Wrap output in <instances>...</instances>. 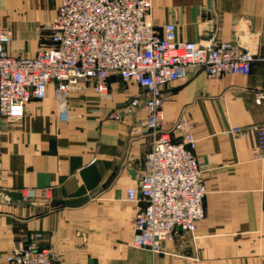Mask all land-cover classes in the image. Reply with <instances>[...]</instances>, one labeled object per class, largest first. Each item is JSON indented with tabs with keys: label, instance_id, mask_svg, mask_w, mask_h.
<instances>
[{
	"label": "crops",
	"instance_id": "1",
	"mask_svg": "<svg viewBox=\"0 0 264 264\" xmlns=\"http://www.w3.org/2000/svg\"><path fill=\"white\" fill-rule=\"evenodd\" d=\"M60 0H0V27H9L5 51L33 56L49 43ZM149 21L176 25L187 41H228L264 57V0H152ZM105 94L75 89L70 117L61 120L53 87L31 99L20 118L0 127V264L39 231L41 246L65 264H264V157L252 137L232 127L264 122V59L246 75L209 78L193 68L164 88V127L180 115L193 123L195 155L207 187L205 216L193 233L176 231L163 251L134 247L135 205L126 190L140 180L152 136L145 111L121 112L138 86L109 78ZM135 173V174H134ZM47 189L43 202L41 190ZM35 196L24 201L23 192Z\"/></svg>",
	"mask_w": 264,
	"mask_h": 264
},
{
	"label": "built area",
	"instance_id": "2",
	"mask_svg": "<svg viewBox=\"0 0 264 264\" xmlns=\"http://www.w3.org/2000/svg\"><path fill=\"white\" fill-rule=\"evenodd\" d=\"M152 0H60L49 24V43L33 56H14L5 51L11 40L9 27H0V127L3 118H20L31 99H43L50 84L61 120L70 117L69 99L77 88L98 94L110 90L109 78L119 77L132 93L121 112L145 111L144 132L152 136L142 176L126 190L135 205L132 245L152 254L163 251L176 231L193 233L205 216L207 187L195 155L193 123L180 115L164 127V88L198 68L209 78L226 74L246 75L255 59H264L249 46L228 41H187L177 37L176 25L155 27L149 21ZM255 102L264 99L256 91ZM232 134L252 137V154L264 157V122L232 127ZM35 193L22 194L30 201ZM46 203L47 189L41 190ZM37 231L21 248L6 256L7 264H65L61 255L40 245Z\"/></svg>",
	"mask_w": 264,
	"mask_h": 264
},
{
	"label": "water",
	"instance_id": "3",
	"mask_svg": "<svg viewBox=\"0 0 264 264\" xmlns=\"http://www.w3.org/2000/svg\"><path fill=\"white\" fill-rule=\"evenodd\" d=\"M134 174H135V173H134ZM138 176H139V177H141V176H142V173H141V172H139V173H138Z\"/></svg>",
	"mask_w": 264,
	"mask_h": 264
}]
</instances>
